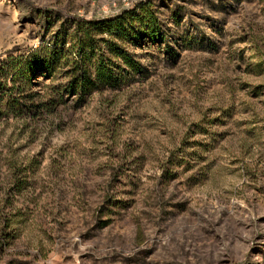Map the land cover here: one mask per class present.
Masks as SVG:
<instances>
[{
	"label": "rangeland",
	"instance_id": "374dc122",
	"mask_svg": "<svg viewBox=\"0 0 264 264\" xmlns=\"http://www.w3.org/2000/svg\"><path fill=\"white\" fill-rule=\"evenodd\" d=\"M145 1L158 34L121 45L117 87L2 106L0 264H264V0H0V60L59 50L46 91L76 23Z\"/></svg>",
	"mask_w": 264,
	"mask_h": 264
},
{
	"label": "trees",
	"instance_id": "16d2710c",
	"mask_svg": "<svg viewBox=\"0 0 264 264\" xmlns=\"http://www.w3.org/2000/svg\"><path fill=\"white\" fill-rule=\"evenodd\" d=\"M74 32L73 56L70 59L66 56L63 61L69 71L46 91H31L30 78L36 71L53 68L62 55L59 50H54L49 56H9L0 60V114L5 113L3 121L8 119V110L1 111L5 105L8 109L21 105L34 108L32 115L23 116L31 119L36 116H44L45 119L48 116L59 117L57 108L68 100L77 104L93 92L101 93L117 87L125 76L112 72V60L120 58L126 66L134 65L133 58L122 51L121 45L132 37L154 39L158 34V21L150 2L145 1L134 8L123 9L111 18L76 23ZM10 165L14 171L21 170L16 160H12ZM12 185L18 191L21 183L14 178ZM10 190L11 186L7 193ZM4 201L8 202V199Z\"/></svg>",
	"mask_w": 264,
	"mask_h": 264
}]
</instances>
